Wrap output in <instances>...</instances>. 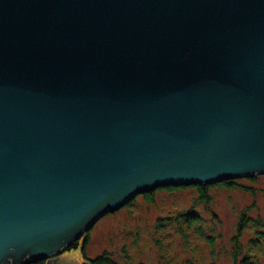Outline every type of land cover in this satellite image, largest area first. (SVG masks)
Wrapping results in <instances>:
<instances>
[{
	"label": "water",
	"instance_id": "1",
	"mask_svg": "<svg viewBox=\"0 0 264 264\" xmlns=\"http://www.w3.org/2000/svg\"><path fill=\"white\" fill-rule=\"evenodd\" d=\"M257 175L264 0H0V264H54L140 194Z\"/></svg>",
	"mask_w": 264,
	"mask_h": 264
},
{
	"label": "rangeland",
	"instance_id": "2",
	"mask_svg": "<svg viewBox=\"0 0 264 264\" xmlns=\"http://www.w3.org/2000/svg\"><path fill=\"white\" fill-rule=\"evenodd\" d=\"M242 184L256 190L254 193L225 187L210 190L214 213L203 203H198L199 194L195 187L158 191L153 202L138 195L132 205L109 213L96 223L90 231L85 256L82 249L86 240L80 247H71L54 257L57 259L54 264H90L86 258L94 259L104 252H112L113 259L119 264H232L236 250L240 251L239 261L244 254H251L254 264H264V226L261 232L259 228L258 234L246 229L239 241L240 246L234 242L243 209L255 205L247 210V215L251 220L261 219L264 224V175H260L256 182L246 180ZM193 206L203 219L202 231L208 236L212 232L216 234L214 245L194 233L184 240L176 233L179 229L174 227L155 228L161 216L187 211ZM216 215L218 219H214ZM123 249L128 250L127 253H123Z\"/></svg>",
	"mask_w": 264,
	"mask_h": 264
},
{
	"label": "trees",
	"instance_id": "3",
	"mask_svg": "<svg viewBox=\"0 0 264 264\" xmlns=\"http://www.w3.org/2000/svg\"><path fill=\"white\" fill-rule=\"evenodd\" d=\"M260 175L254 176V177H249V178H237V179H224L221 182H218L216 184H212V185H196V186H180V187H174V186H169L166 188H158L154 191L151 192H146L144 194H140L139 196H143L145 198V200L147 202H153L154 201V197L155 194L158 191L161 190H179V189H186L188 187H195L198 190V194H199V198H198V203H203L211 212H215L214 208L211 206L212 205V201H213V197L210 194V190L212 188H229V189H234V190H240L242 192L244 191H249V192H253L256 190H253V188L243 185L242 182L243 181H250V182H256V180L258 179ZM138 197V196H137ZM136 197V198H137ZM136 198H134L131 202H129L126 206L128 205H132L133 202L136 200ZM255 205L252 206V208ZM252 208H245L242 210V214L239 217V221H238V225H237V234L234 236V242H236L237 246H240L239 241L241 240L244 231L246 229H249L250 231L253 230L256 232V234H258L259 232V228H260V232H261V227L264 226L263 222H261V219H254L251 220V217L249 215H247V210H251ZM247 215V216H246ZM214 219H218L217 215L214 216ZM202 217L199 213V211L197 209H195V207L193 206L192 208H190L187 211H180L177 214H168L166 216H161L160 218H158L156 224H155V228L156 227H160V228H165L167 226L170 227H174L175 229H179L176 233L180 236H182L184 238V240H187L188 238H190L191 234L194 233L198 236V238L203 239L204 237L207 239V242L210 244L215 243V238H216V234L212 232L211 236H208V234L204 233L202 231ZM260 226V227H259ZM213 227V226H212ZM86 237V241L84 243L83 249H82V253L83 256L84 252H85V246L88 244L89 239H90V231L86 232L85 234ZM83 239V237H81V239L79 241H75L73 242V244L71 245V247L73 248L74 246H78L79 242H81ZM70 247V249H71ZM69 249V248H68ZM128 250L123 249L122 252L123 253H127ZM240 251H237L234 253V256L232 258V264H254V262L251 261V254H244V257L241 259V261L238 260V253ZM113 253L112 252H104L98 256H96L94 259H90L87 260L90 262V264H119V262L117 260H114L112 257ZM114 256V255H113ZM49 262V258L46 259H41L38 260L34 263L31 264H48ZM143 264V263H141Z\"/></svg>",
	"mask_w": 264,
	"mask_h": 264
},
{
	"label": "flooded vegetation",
	"instance_id": "4",
	"mask_svg": "<svg viewBox=\"0 0 264 264\" xmlns=\"http://www.w3.org/2000/svg\"><path fill=\"white\" fill-rule=\"evenodd\" d=\"M84 239V238H83ZM83 239H82V241H81V243H79V245L77 246V247H80V245L83 243ZM88 260H90V258H87ZM87 260V261H88Z\"/></svg>",
	"mask_w": 264,
	"mask_h": 264
}]
</instances>
